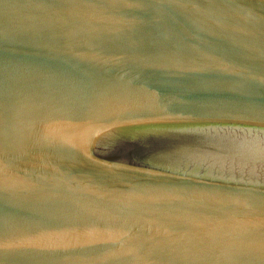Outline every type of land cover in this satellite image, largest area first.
I'll return each instance as SVG.
<instances>
[{"label": "water", "instance_id": "water-1", "mask_svg": "<svg viewBox=\"0 0 264 264\" xmlns=\"http://www.w3.org/2000/svg\"><path fill=\"white\" fill-rule=\"evenodd\" d=\"M0 264H264V0H0Z\"/></svg>", "mask_w": 264, "mask_h": 264}]
</instances>
